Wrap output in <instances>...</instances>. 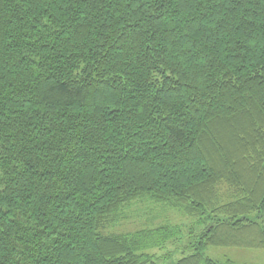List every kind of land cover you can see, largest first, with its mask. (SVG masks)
<instances>
[{"label":"trees","instance_id":"16d2710c","mask_svg":"<svg viewBox=\"0 0 264 264\" xmlns=\"http://www.w3.org/2000/svg\"><path fill=\"white\" fill-rule=\"evenodd\" d=\"M145 197L194 241L105 234ZM208 248L264 250V0H0V264Z\"/></svg>","mask_w":264,"mask_h":264},{"label":"rangeland","instance_id":"374dc122","mask_svg":"<svg viewBox=\"0 0 264 264\" xmlns=\"http://www.w3.org/2000/svg\"><path fill=\"white\" fill-rule=\"evenodd\" d=\"M220 194L223 200L232 199L225 186L220 188ZM162 226H168L181 232L180 237L183 240L173 244L171 250L180 249L185 246L193 238L187 237L191 232L200 233L203 226L196 223L194 219L184 215L176 209L166 207L155 203L149 197L137 200L130 206L121 210L116 220L112 222L106 229V235L132 234L140 230L157 229ZM176 251L169 260L158 259V264H175L182 256V251ZM157 256H162L165 251L156 252ZM187 253V251H186ZM207 258L214 261L224 263L232 261L234 264H264V250L251 251L232 248H208L204 252Z\"/></svg>","mask_w":264,"mask_h":264}]
</instances>
